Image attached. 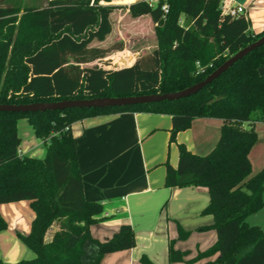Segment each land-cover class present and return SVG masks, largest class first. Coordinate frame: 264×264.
I'll use <instances>...</instances> for the list:
<instances>
[{
    "label": "trees",
    "instance_id": "obj_1",
    "mask_svg": "<svg viewBox=\"0 0 264 264\" xmlns=\"http://www.w3.org/2000/svg\"><path fill=\"white\" fill-rule=\"evenodd\" d=\"M48 0L44 6H0V104L53 102L109 96L169 93L203 79L240 49L258 40L244 14L224 13L222 0ZM168 6L165 12L163 6ZM125 8L134 18L150 16L156 44L123 68L92 64L123 41L103 46L113 32L112 14ZM121 59V58H120ZM118 63L114 61L113 64ZM264 44L235 62L197 93L176 100L106 108L44 112L0 111V204L29 200L35 212L28 234L19 238L34 252L12 264H99L106 245L91 236L104 217L101 202L88 200L71 131L74 122L123 111L171 116L170 140L196 118H220V135L204 155L178 144L177 167L166 162L165 186H204L203 215L216 242L194 257L168 242V264H264V232L247 217L264 206V167L253 172L249 154L264 121ZM27 118L46 147L42 159L22 156L17 121ZM53 225L58 229L51 233ZM7 222L0 215V230ZM178 239L190 232L179 223ZM133 242L129 244L132 246ZM218 254L214 260H209ZM141 264H155L146 254ZM0 264H7L0 258Z\"/></svg>",
    "mask_w": 264,
    "mask_h": 264
},
{
    "label": "crops",
    "instance_id": "obj_2",
    "mask_svg": "<svg viewBox=\"0 0 264 264\" xmlns=\"http://www.w3.org/2000/svg\"><path fill=\"white\" fill-rule=\"evenodd\" d=\"M237 6L245 8L254 33L264 30V0H222L223 10ZM260 72L264 73V65ZM222 122L214 117L196 118L190 128L177 133L175 141L170 140L172 119L167 114L123 111L72 124L84 195L104 207L99 216L104 218L90 228L93 239L107 247L99 264H141V255L135 252L139 241L149 236L155 245L166 250V257L170 239H175L177 249L190 251L189 257L216 242L214 229L199 230L213 222L212 215L210 218L202 214L210 200L208 189L194 185L167 188L165 163L177 167L180 143L196 154L210 152L219 138ZM255 129L258 141L249 154L254 173L264 167V121L257 122ZM17 130L22 156H46V147L27 118L18 119ZM0 215L7 222V228L0 230L2 261L12 264L34 258L35 252L18 236L30 232L35 218L30 201L2 203ZM247 222L259 225L264 232V206L249 215ZM178 223L193 231L195 243L188 241L190 237L178 239ZM57 229L53 225L48 237ZM131 242L133 245L129 246Z\"/></svg>",
    "mask_w": 264,
    "mask_h": 264
},
{
    "label": "rangeland",
    "instance_id": "obj_3",
    "mask_svg": "<svg viewBox=\"0 0 264 264\" xmlns=\"http://www.w3.org/2000/svg\"><path fill=\"white\" fill-rule=\"evenodd\" d=\"M136 0H114L113 4H125L132 3ZM152 4H155L158 0H147ZM48 3V0H0V6H44ZM113 22V32L104 41L106 47L112 46L114 43L123 41L125 48L121 51H112L110 55L104 59L93 62L92 64H98L106 69H118L126 66L132 65L136 58L143 56L153 51L156 44V36L154 32V24L152 23L150 17L143 16L134 18L130 15L127 9L118 8L112 14ZM122 58V59H120ZM133 58V59H131ZM111 61V63H106ZM114 61L118 63L113 64ZM255 167H257L255 163ZM204 217H212L206 215ZM189 240L190 243H195L197 239L192 238L191 230ZM152 237H144V239L139 241L138 249L136 254L143 255L146 254L155 264H168L166 257V250L164 248H159L152 241ZM138 261V260H137ZM136 261V262H137ZM136 264H139L138 262ZM215 264V263H213Z\"/></svg>",
    "mask_w": 264,
    "mask_h": 264
},
{
    "label": "water",
    "instance_id": "obj_4",
    "mask_svg": "<svg viewBox=\"0 0 264 264\" xmlns=\"http://www.w3.org/2000/svg\"><path fill=\"white\" fill-rule=\"evenodd\" d=\"M264 44V35L258 40L240 49L229 57L223 64L211 72L205 79L186 87L182 90L169 93H155L132 96H109L86 99H66L53 102H38L24 104H0V111L9 112H44L47 110H63L67 108H106V107H124L136 104H147L163 100H176L197 93L207 84L218 78L223 72L228 70L235 62L245 57L248 53ZM106 63H111L107 61Z\"/></svg>",
    "mask_w": 264,
    "mask_h": 264
},
{
    "label": "built area",
    "instance_id": "obj_5",
    "mask_svg": "<svg viewBox=\"0 0 264 264\" xmlns=\"http://www.w3.org/2000/svg\"><path fill=\"white\" fill-rule=\"evenodd\" d=\"M163 9L165 10V12H168V6L167 5H164ZM223 12L229 13L232 16H236L238 14H244L245 15V8L242 6L231 7V8H227L226 10H223Z\"/></svg>",
    "mask_w": 264,
    "mask_h": 264
},
{
    "label": "bare ground",
    "instance_id": "obj_6",
    "mask_svg": "<svg viewBox=\"0 0 264 264\" xmlns=\"http://www.w3.org/2000/svg\"><path fill=\"white\" fill-rule=\"evenodd\" d=\"M122 59V58H121ZM131 59H133V58H131Z\"/></svg>",
    "mask_w": 264,
    "mask_h": 264
}]
</instances>
